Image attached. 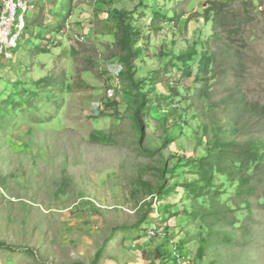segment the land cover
<instances>
[{
    "label": "rangeland",
    "instance_id": "obj_1",
    "mask_svg": "<svg viewBox=\"0 0 264 264\" xmlns=\"http://www.w3.org/2000/svg\"><path fill=\"white\" fill-rule=\"evenodd\" d=\"M26 1L0 60V244L19 249L0 264H264V157L237 153L264 142V119L229 95L239 82L264 106V0H70L64 21L66 0ZM211 2L226 4L238 81L199 73L226 48ZM115 10L139 55L117 46ZM193 49L188 77L176 58Z\"/></svg>",
    "mask_w": 264,
    "mask_h": 264
},
{
    "label": "trees",
    "instance_id": "obj_2",
    "mask_svg": "<svg viewBox=\"0 0 264 264\" xmlns=\"http://www.w3.org/2000/svg\"><path fill=\"white\" fill-rule=\"evenodd\" d=\"M225 5L226 4L221 5V4H217L216 2H211L210 6L206 9V13H208L207 20L209 21V16L211 15L212 18L210 22L214 24V29H216V31L214 32L215 40L219 43L221 47L223 48L226 47V48L218 51L220 56H218L216 53H211L209 50H205L204 53H202L200 56L199 73L212 74L217 69V67L220 68L223 66L225 68V71L227 72H230L231 70H233L234 74H232L231 77L235 79L236 81H238L240 79V75H238L237 73L242 71L241 69H242V63H243L242 62L243 54L242 53L238 54L237 52L231 53L228 51V48H231L229 43L230 41L233 40L234 37L229 34L228 29H227L228 22H226V20H228V17H227L228 10H226ZM70 6H71V1L66 0L65 11L59 16V19L61 21H64L66 18V15L69 14ZM114 13H115V19L118 21V35L120 36V38L117 41V46L120 47L121 50L124 49L127 53V56L139 55L140 53L139 49L133 50V47L135 45V40L133 39V36L134 34H137L136 28L129 22H126L125 19L127 18L125 16L126 14L125 12H120V11L115 10ZM238 23L241 24L240 21ZM218 28L224 29L223 35L220 32H218ZM235 33L238 34L237 32ZM197 55L198 53L196 52V50L193 49L191 51H185V52L180 53L176 58V60L182 63V65L184 66V69H185L184 73L188 77L191 76V70L188 66V63L192 61L194 57H196ZM128 64H130L129 61H128ZM170 65L171 64L164 66L163 68L164 73L166 72V70L168 69V66ZM215 65L216 67H214ZM130 68H132V65H130ZM122 73L123 72H121V74ZM121 74L119 75V77L121 76ZM225 77H227V75ZM238 85H239V82H237L236 85L234 86L237 88L234 89L231 93H229V95L233 93V96H232L233 101L237 102L240 107H244L247 113L249 114L251 113V115L258 116L260 117V119H264V106L260 107L256 103H252V104L246 103L244 99L242 98V96H239L237 93H235V91L239 89ZM145 103L147 102L139 101L136 103L137 113L140 112V110L143 107H146ZM230 104H232V102L229 101V98H228L226 106H230ZM239 147L241 148L239 149L237 153H240V155L239 154L238 155L241 156V163H244L245 165L250 164V162H253L258 157H261V158L264 157V142H260L259 145H255V144L241 145L240 144ZM154 153H156V151L147 152V156H150ZM263 161L264 159H261L256 162L258 167L260 163H262ZM172 170L173 168L168 171H172ZM255 186L256 185L253 184L249 178H243L241 179L239 183V189L241 191L245 190L249 194H252L255 191V188H256ZM171 192H172V189L162 190L160 194L161 196L165 197V196H169ZM0 248L9 249L12 252L19 251V249L12 248L10 246H5L4 244H0ZM199 249L202 250L203 248L200 246ZM21 250L23 251L25 249H21Z\"/></svg>",
    "mask_w": 264,
    "mask_h": 264
},
{
    "label": "built area",
    "instance_id": "obj_3",
    "mask_svg": "<svg viewBox=\"0 0 264 264\" xmlns=\"http://www.w3.org/2000/svg\"><path fill=\"white\" fill-rule=\"evenodd\" d=\"M30 6L26 0H1L0 6V60L11 59L12 51L18 47V40L26 28V14ZM119 77L122 67L116 65Z\"/></svg>",
    "mask_w": 264,
    "mask_h": 264
},
{
    "label": "bare ground",
    "instance_id": "obj_4",
    "mask_svg": "<svg viewBox=\"0 0 264 264\" xmlns=\"http://www.w3.org/2000/svg\"><path fill=\"white\" fill-rule=\"evenodd\" d=\"M14 51V50H13Z\"/></svg>",
    "mask_w": 264,
    "mask_h": 264
}]
</instances>
